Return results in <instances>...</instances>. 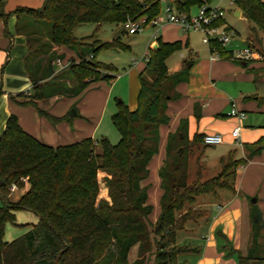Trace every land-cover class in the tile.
Instances as JSON below:
<instances>
[{
	"label": "trees",
	"instance_id": "trees-1",
	"mask_svg": "<svg viewBox=\"0 0 264 264\" xmlns=\"http://www.w3.org/2000/svg\"><path fill=\"white\" fill-rule=\"evenodd\" d=\"M176 10L189 13L192 7L213 0H168ZM247 20L252 23L245 45L254 48L264 36V0H233ZM161 0H45L39 10L17 7L15 31L25 37V70L31 82L30 93L11 96L19 105H33L51 122L70 120L68 115L54 117L38 107L37 102L49 97H74L98 80L110 81L115 67L96 60L102 49H128L109 41L80 39L73 29L83 23L100 26L104 23L123 24L139 19L150 20L160 13ZM4 0H0V18L6 21ZM214 25H225L223 17ZM74 51L79 61L54 74V62L62 59L56 47ZM124 46V47H123ZM187 42H167L157 38V46L148 49L144 68L138 74L139 91L136 107L130 110L123 101L111 122L119 133L112 144L107 137L83 138L77 142L51 146L24 131L15 114H10L0 136V264H183L178 256L193 251L176 244V232L188 221L205 215L203 209L190 207L196 197L229 188L226 171L236 169L264 148V135L247 146L248 156L229 164L221 160L217 175L203 179L201 154L196 157V174L188 181V160L194 149L199 150L203 134L187 137V121L183 120L166 144V156L159 169L161 188L160 213L154 223L148 217L152 206L146 204L147 189L140 185L148 176V162L158 151L159 125L168 122L167 102L180 95L175 86L189 77V68L169 72L166 58L180 51ZM210 49L221 59L242 63L233 51L217 40ZM255 49V48H254ZM259 52V50L256 48ZM264 61V52H259ZM91 57H88V56ZM247 64L249 60L245 61ZM109 67V75L101 76L98 68ZM69 76L74 86L57 80ZM258 103L264 97L251 96ZM194 116L201 117L195 105ZM203 150V152L205 151ZM110 201L99 198L98 173ZM27 185V186H26ZM24 189L17 200H10L12 187ZM30 210L38 220L21 236L4 240L7 222L15 221V212ZM252 215L258 218L256 211ZM261 228L253 222L251 248L248 258H258ZM137 245L136 257L129 261L130 249ZM260 258V257H259Z\"/></svg>",
	"mask_w": 264,
	"mask_h": 264
},
{
	"label": "crops",
	"instance_id": "crops-1",
	"mask_svg": "<svg viewBox=\"0 0 264 264\" xmlns=\"http://www.w3.org/2000/svg\"><path fill=\"white\" fill-rule=\"evenodd\" d=\"M44 3L45 0H4V9L8 15L6 21L0 18V136L8 116L15 114L24 131L51 146L71 144L87 137L97 139L101 119L104 114L109 113L111 120V115L117 110L118 101H123L130 110L136 107L139 91L138 74L145 63L136 61V67L123 70L110 81L92 82L74 97H50L37 102L38 107L49 115L54 117L68 115L69 121L61 120L53 123L41 115L35 106L17 104L11 96L30 93L32 85L24 65L25 37L15 31L16 15L13 11L17 7L39 10ZM238 13L242 16L240 10L233 11L234 16ZM249 36L250 34L247 38ZM158 37L167 42L177 41ZM157 38L150 42L148 49L157 46ZM181 39L182 43L187 42L185 48L190 49L188 39L185 41ZM243 43L245 44V41ZM226 47L233 50L229 43ZM207 48L209 57L206 59L186 60L182 54L180 61L167 66L169 72H176L187 67V63L191 64L188 67V79L175 86L180 96L167 102L168 122L159 125L158 151L148 162V176L140 182V185L147 189L146 204L152 206L148 217L151 223L155 222L160 213L159 200L163 190L158 172L166 156L167 139L170 133L177 131L183 120L187 121L189 140L195 133L222 135L223 142L217 145H223L224 148L216 149L214 147L216 145L206 148L218 150L213 157L212 166V172L217 171L216 175L220 171L221 160L230 151H237L239 146L241 155L244 157V151L247 149L245 145L252 144L264 135V125H262L263 129H253L252 125L245 122L249 112L264 114V101L258 103L255 99L247 98L264 97V92H258V88L264 84V61L237 63L230 59L211 56L209 47ZM56 49L64 56L60 59L62 66L68 59L76 57L74 51L67 47L61 46ZM147 56L148 51L144 54V62ZM247 82L251 83V86L241 84ZM230 84L232 86L235 84L236 88L233 89L234 86L231 87ZM74 99H81L78 110L73 107ZM57 100H60V103L54 108ZM233 104L237 109L245 112L244 119L226 116ZM195 105L200 108L199 119L194 116ZM235 126H240V135L237 140L239 142L231 134ZM197 151L194 149L189 156V182L195 178ZM190 160L193 161L192 166ZM199 163L202 168V178L206 179V167L202 157ZM102 174L103 179L105 173L102 172ZM102 184L104 188L100 187V190H104V193L100 195L99 190V198L110 201L103 181ZM261 192H264V148L252 156L246 165L236 169L233 190L220 189L213 194L196 197L190 207L203 209L205 215L197 220L186 222L184 228L176 232V244L193 249L191 252L179 255L178 261L183 264H264V196H260ZM249 197H254L258 211V218L254 221H258L261 228L259 238L261 247L256 251L260 258H248L254 222ZM136 253L137 245H134L128 254L130 262L135 259Z\"/></svg>",
	"mask_w": 264,
	"mask_h": 264
},
{
	"label": "rangeland",
	"instance_id": "rangeland-1",
	"mask_svg": "<svg viewBox=\"0 0 264 264\" xmlns=\"http://www.w3.org/2000/svg\"><path fill=\"white\" fill-rule=\"evenodd\" d=\"M233 0H213L211 2L212 6H220L224 10L223 19L225 21V25L219 27V30H225L231 35V40L229 42V46L233 48V50H239L244 48L246 45L243 43L246 42L247 36L250 34V27L252 26V23L247 20L244 16H240L238 13L236 16L233 15V11H239L234 5ZM165 0H161V11L163 9ZM190 15H197L198 13V7H192L190 10ZM171 23H163V24H148L143 29L138 30L134 34H128L123 26L121 24H115V23H104L100 26H97L93 23H83L77 25L73 29V33L76 37L80 39H86V43L90 44L92 43L93 39L99 40V41H109L113 42L118 45H128V49H118V48H110V49H102L98 52L96 55V60L100 61L104 64H110L115 67V75L120 74L123 72V70H128L129 68L136 67V61H141L143 63V57L144 54L148 51V46L150 42L153 40H156L158 36H161L164 40L166 39H173V40H180L181 37L183 41L188 39L190 49H187L183 47L180 51L172 52L168 57L166 58V65L171 66L172 64L176 63L177 61H180L181 56L183 54V58L186 60H189V58H192V60L197 61L199 59H206L209 57V52L207 45L202 43V37L203 34L200 31L190 29L188 31L178 27L170 25ZM231 31H233V34H231ZM155 36V39L154 37ZM180 38V39H178ZM124 47V46H123ZM259 50V52H264V36L260 43L256 44L254 47ZM257 53H254V56L250 58L249 61H259L261 60V55L256 50ZM88 57H91L90 55ZM58 60L56 59L54 62V74H61L64 73L69 66L71 65V61H75L76 63L79 61V58H71L68 59L64 66L58 63ZM239 60V59H237ZM240 61V60H239ZM137 69V68H136ZM97 72L99 75H109L111 72V69L109 67L101 66L98 68ZM59 83H64L67 86H74V80L72 77L69 76V80L67 78L57 80ZM237 84V83H236ZM245 86H251V83H241ZM233 89L236 88L235 84ZM230 87V88H231ZM258 92L262 93L264 92V84H262L258 88ZM82 97V96H80ZM50 98V97H49ZM69 98V97H66ZM64 100V99H63ZM81 99H74L73 100V107H75L78 110L79 104ZM60 103V100L55 103L54 108H56ZM92 121V120H90ZM246 123L249 125H252L253 129H263L262 125H264V114H254L249 112L247 114ZM99 134L96 136V138H99V136H105L108 138V140L115 144L118 142L120 136L115 127L113 126L109 113L104 114V117L101 119V125L99 128ZM239 142V141H237ZM239 144V143H237ZM250 144L245 145L248 146ZM216 149L224 148L223 145H216L214 146ZM205 149V146L202 144L199 146V150L197 151V154H201L203 158V163L206 167L205 173L206 176L211 177L213 175H216L217 171L212 172V166H213V157L216 155L218 150H212L210 148L206 149V152L204 154L203 150ZM245 156H248V150L245 149ZM243 157L241 155V149L238 146L237 151L233 150L230 151L229 154L223 159L224 163L229 164V160L234 163L238 161L239 158ZM192 160V159H191ZM190 160V161H191ZM193 165V161H191V166ZM212 172V173H211ZM233 170L228 169L226 171L227 176H225V181L228 183L229 188L234 187V181L232 175ZM102 172L98 173V178L100 182V187L103 189L102 184ZM206 177V178H207ZM23 189L16 188L14 189L12 187V192L10 194V200H17L20 196V193ZM104 190H100V195H103ZM99 195V196H100ZM260 196H264V192H261ZM251 209L257 211L256 203H254L253 199L254 197H249ZM255 216L252 215V220L254 221ZM38 218L37 215L30 211V210H18L15 212V221L7 222L5 224L4 229V240L5 241H12L13 239L21 236L26 231L30 229L32 224H35L37 222ZM153 256H147L145 264H151L152 263Z\"/></svg>",
	"mask_w": 264,
	"mask_h": 264
},
{
	"label": "built area",
	"instance_id": "built-area-1",
	"mask_svg": "<svg viewBox=\"0 0 264 264\" xmlns=\"http://www.w3.org/2000/svg\"><path fill=\"white\" fill-rule=\"evenodd\" d=\"M224 14L223 8L220 6H212L209 3H203L198 6L197 15H190V13L180 12L175 9L172 3L168 0H165L162 11L150 20L139 19L135 21H126L122 24L123 28L128 34H134L138 30L143 29L148 24H163L171 23L174 24L186 31L193 29L200 31L203 34L202 43L206 44L209 47L211 56L216 57L217 53L215 50L210 49V41L217 40L222 45L226 46L230 40L231 35L225 30H219V27L214 25L215 20L222 17ZM233 34V31H231ZM155 39V36H153ZM233 57L241 61L250 60L254 56V53H257L254 48L245 46L239 50H232ZM60 61L58 60V63ZM226 116L235 117L238 119H244L246 117L245 112L236 108L233 104L231 108L227 111ZM231 134L233 138L237 141L240 135V126H235ZM223 142V137L219 133H207L203 136V143L205 145H217ZM13 188H15L13 186Z\"/></svg>",
	"mask_w": 264,
	"mask_h": 264
},
{
	"label": "water",
	"instance_id": "water-1",
	"mask_svg": "<svg viewBox=\"0 0 264 264\" xmlns=\"http://www.w3.org/2000/svg\"><path fill=\"white\" fill-rule=\"evenodd\" d=\"M186 65H187V67H190L191 64L187 63ZM244 65H245V63H244ZM253 201H254V199H253ZM254 220H256V219L254 218Z\"/></svg>",
	"mask_w": 264,
	"mask_h": 264
}]
</instances>
